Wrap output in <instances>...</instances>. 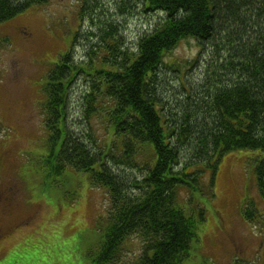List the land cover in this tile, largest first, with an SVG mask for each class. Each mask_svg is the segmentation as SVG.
Listing matches in <instances>:
<instances>
[{
	"label": "trees",
	"instance_id": "1",
	"mask_svg": "<svg viewBox=\"0 0 264 264\" xmlns=\"http://www.w3.org/2000/svg\"><path fill=\"white\" fill-rule=\"evenodd\" d=\"M45 1L0 0V22ZM140 8L157 20L129 44L122 19ZM80 9L90 26L74 32L44 81V178L72 170L105 189L91 264L112 263L131 234L143 242L133 264H180L205 216L191 193L214 195L224 153L254 152L264 197V0H82ZM187 38L197 41L196 56L166 61ZM95 114L111 133L104 143L91 128Z\"/></svg>",
	"mask_w": 264,
	"mask_h": 264
},
{
	"label": "rangeland",
	"instance_id": "2",
	"mask_svg": "<svg viewBox=\"0 0 264 264\" xmlns=\"http://www.w3.org/2000/svg\"><path fill=\"white\" fill-rule=\"evenodd\" d=\"M81 1L46 0L0 22V264H91L88 253L101 240L108 210L105 189L89 184L83 172L67 170L48 180L43 175L48 150L44 81L74 32L90 26L89 13L81 15ZM110 6L114 8V1ZM150 13L140 8L123 17L129 44L157 20ZM118 14L114 16L120 20ZM196 42L179 41L164 59L192 60L200 51ZM75 47L74 56L80 58V43ZM196 66L188 77L197 75ZM90 123L101 143L109 140L103 116L93 115ZM253 154L224 153L214 177V195L191 193L205 216L196 243L180 264H264V197L250 167ZM187 190L178 191L185 205ZM243 212L251 216L245 218ZM142 243L131 234L110 264H133Z\"/></svg>",
	"mask_w": 264,
	"mask_h": 264
}]
</instances>
